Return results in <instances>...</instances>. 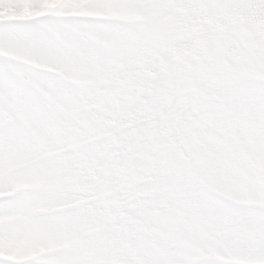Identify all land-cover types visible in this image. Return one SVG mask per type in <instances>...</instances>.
I'll return each mask as SVG.
<instances>
[{
	"label": "snow or ice",
	"instance_id": "6c2138e0",
	"mask_svg": "<svg viewBox=\"0 0 264 264\" xmlns=\"http://www.w3.org/2000/svg\"><path fill=\"white\" fill-rule=\"evenodd\" d=\"M0 264H264V0H0Z\"/></svg>",
	"mask_w": 264,
	"mask_h": 264
}]
</instances>
